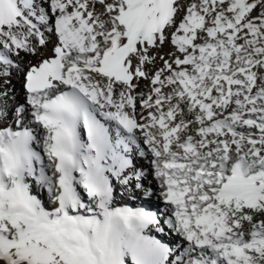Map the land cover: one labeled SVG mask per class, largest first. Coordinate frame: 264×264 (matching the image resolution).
Masks as SVG:
<instances>
[{
	"label": "snow or ice",
	"instance_id": "obj_1",
	"mask_svg": "<svg viewBox=\"0 0 264 264\" xmlns=\"http://www.w3.org/2000/svg\"><path fill=\"white\" fill-rule=\"evenodd\" d=\"M129 260L264 264V0H0V264Z\"/></svg>",
	"mask_w": 264,
	"mask_h": 264
},
{
	"label": "bare ground",
	"instance_id": "obj_2",
	"mask_svg": "<svg viewBox=\"0 0 264 264\" xmlns=\"http://www.w3.org/2000/svg\"><path fill=\"white\" fill-rule=\"evenodd\" d=\"M52 45H49L48 49H42L41 52L44 53V56H24V54L22 53L21 56L23 58V62L21 64V70L18 72H15L12 76V86L14 87V94L10 97V104L9 107H11L13 104L15 105H19V104H25L26 103V92L23 88V73L24 70L30 65V64H34L37 63L41 58H46L47 56L51 55V49ZM171 51H174V46H172L170 44V42L165 43L163 46V51L161 53H159L160 55H164L167 54ZM157 53L154 52V55H156ZM160 65V61L157 60V66ZM147 84V81L145 80H141L139 82V86L141 89H144L145 91L147 90L145 88V85ZM12 121L9 120L8 123H11ZM145 164H147V160L143 161ZM116 195L114 197V203H113V207H121L123 208V206L121 205H130L135 207L138 205H143L144 207H147L149 204L151 203H155L156 202V197H153L151 201H149L147 198L145 197H137L131 194L130 190H125L123 187L117 185L116 189H115ZM46 196V193L44 194ZM127 207V206H125ZM149 210H151L149 208ZM152 234V233H149ZM129 264H130V260H129Z\"/></svg>",
	"mask_w": 264,
	"mask_h": 264
},
{
	"label": "rangeland",
	"instance_id": "obj_3",
	"mask_svg": "<svg viewBox=\"0 0 264 264\" xmlns=\"http://www.w3.org/2000/svg\"><path fill=\"white\" fill-rule=\"evenodd\" d=\"M121 206H123V207L127 206L128 208H133V209L144 207L143 205H138V206L135 205V207H133V206H131V204L130 205L124 204V205H121Z\"/></svg>",
	"mask_w": 264,
	"mask_h": 264
}]
</instances>
